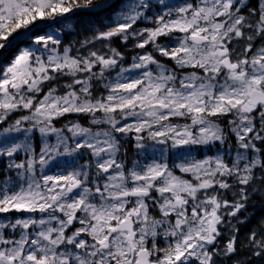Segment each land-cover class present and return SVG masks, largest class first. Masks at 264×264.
<instances>
[{"label": "snow or ice", "instance_id": "1", "mask_svg": "<svg viewBox=\"0 0 264 264\" xmlns=\"http://www.w3.org/2000/svg\"><path fill=\"white\" fill-rule=\"evenodd\" d=\"M158 5L0 0V50L19 52L0 69V131L43 138L39 152L0 142V264L233 261L238 213L264 193V0ZM110 12L111 24L80 49L61 46L56 32L72 18ZM24 42L33 47L20 50ZM70 114L90 126H56ZM124 139L158 147L161 159L126 166ZM194 147L226 152L197 159ZM173 151L180 160L170 164ZM85 152V163L47 174ZM241 247L264 259V221Z\"/></svg>", "mask_w": 264, "mask_h": 264}, {"label": "rangeland", "instance_id": "2", "mask_svg": "<svg viewBox=\"0 0 264 264\" xmlns=\"http://www.w3.org/2000/svg\"><path fill=\"white\" fill-rule=\"evenodd\" d=\"M166 2L168 4L171 5V3L166 0ZM147 23V22H145ZM84 26H91V24L88 22V21H85L83 20V23H82ZM64 28L68 29V27L65 25ZM56 35L59 36V32L57 31L56 32ZM60 38V37H59ZM99 45V42L97 43ZM61 46H63L61 44ZM23 50V49H22ZM75 54V53H74ZM131 59V57H130ZM130 59L128 61H130ZM170 63V62H169ZM102 90V89H101ZM60 91H63V88L60 90ZM43 96V93L41 95V97ZM16 113V116L14 118H17L21 115V113L19 112H14ZM12 113V114H14ZM69 116H76L75 114H70ZM64 117V121L61 123V126H57V127H62L64 123H66L68 120H76V119H73L71 117ZM77 117V116H76ZM84 120L83 121H80L84 126H90L88 123H87V119L85 117H82ZM5 127V126H4ZM28 135V138L26 139V136L25 134L23 133H12L10 135H7L5 136L2 131H0V142H3V141H8L9 143H21V144H29L30 147L35 151V152H39V150L43 147V138L41 137L40 133L38 131H35L33 133H30V134H27ZM70 135V134H69ZM35 137H37V141L35 139ZM51 142H55L54 141V138L53 137H49L48 138ZM233 145H234V142H235V138L233 137ZM133 141V144L135 146V141ZM38 145V146H37ZM136 149V154L138 155V161L142 164L143 162L145 161H148V162H152L153 160H159L161 159V156H160V153H159V148H147L146 150H140V149H137L136 146L134 147ZM191 152V151H190ZM226 152V150H225ZM225 152H220L218 153L217 150H215V155L217 154H225ZM191 154L193 156H195L197 159H202V158H205V157H208L207 155H205L204 153L202 154V157H198L197 154H194L191 152ZM173 156H175V163H178L180 158L179 156L177 155V153L175 151H173L172 153ZM227 155H228V158L231 159L232 156H233V153L231 152H227ZM85 157V160H83ZM27 158L26 156V153L21 151L17 154L16 156V160L17 162H20L21 160H25ZM8 159V158H7ZM164 159L168 160L169 162V159H170V153L166 154ZM89 160V156L85 153H82L81 155L79 156H75V157H62V158H59L57 159L56 161H54V163L58 162L60 163L62 166H67L66 169H62V168H57V166H54V165H50L47 169H46V172L47 174H59L61 171H71L73 167L75 166H78L79 164H83L85 163V161ZM136 163V162H135ZM134 165V164H133ZM132 165V166H133ZM131 166V167H132ZM175 172L177 175H182L180 172H179V169H175ZM263 194L264 193H261V194H258V195H255V196H259V197H263ZM248 211L247 210H242L241 213H238V216L240 217V219L242 217H246V220H248ZM233 219V222L235 223V218H232ZM260 220L259 218L257 219V224H259ZM236 225V224H235ZM228 237V232L227 230H224V235H222L221 237ZM220 237V239H221Z\"/></svg>", "mask_w": 264, "mask_h": 264}, {"label": "trees", "instance_id": "3", "mask_svg": "<svg viewBox=\"0 0 264 264\" xmlns=\"http://www.w3.org/2000/svg\"><path fill=\"white\" fill-rule=\"evenodd\" d=\"M183 0H180V2H182ZM251 6L255 7L257 0H250ZM106 15V14H105ZM81 18H83L82 15H80ZM100 17L95 16L92 26H84L82 24V22H78L73 26V36L69 38V36H65L64 37V43H67V47L71 46L73 49H80L81 48V43L84 42L87 39H91L93 36V33L96 32H100L102 30H104L105 26L100 23ZM98 24V25H97ZM27 44V43H26ZM113 46L120 48L121 50H124L123 47L121 46V42L119 41L118 38L114 39L113 42ZM81 51H83V49H81ZM18 50L14 49L11 51V53L8 55V57L6 58V60L1 64L0 69L4 68L6 64H8L9 62H11V60L13 58H15L17 56ZM67 79V78H65ZM63 83L64 81L62 80L60 82L61 87L63 88ZM73 119H79V121H83L84 119L82 117H76V116H69ZM9 120H11V118H9ZM64 121V118L60 119L59 121L56 122V126H61V123ZM36 140L37 137H36ZM134 144L133 141L130 139H124L122 142V146L120 148V152H119V157H123L124 159V163L126 164V166L131 167L135 162H137L139 159L138 155L136 154V149L134 148ZM85 154H87L85 152ZM88 155V154H87ZM85 160V157H83ZM90 159V157H89ZM7 164H8V159L7 157L4 158H0V173H3L6 168H7ZM59 165V164H56ZM67 167V166H66ZM62 169H65V166L61 167ZM258 199L255 198L254 199V203L253 206H258ZM260 202V209L262 211L263 216H259V219H261L262 221H264V198L259 200ZM253 227L254 229H257L260 225H258L256 223L255 220H252L251 222L247 223L242 229H241V233H243L245 236L248 235L249 232V228ZM244 230V231H243ZM255 260V259H252ZM262 261H252L251 264H264V259H260Z\"/></svg>", "mask_w": 264, "mask_h": 264}, {"label": "water", "instance_id": "4", "mask_svg": "<svg viewBox=\"0 0 264 264\" xmlns=\"http://www.w3.org/2000/svg\"><path fill=\"white\" fill-rule=\"evenodd\" d=\"M10 50H11V49H9L8 51H2V52L0 53V61H1L2 59L5 58V56L8 54V52H9Z\"/></svg>", "mask_w": 264, "mask_h": 264}, {"label": "flooded vegetation", "instance_id": "5", "mask_svg": "<svg viewBox=\"0 0 264 264\" xmlns=\"http://www.w3.org/2000/svg\"><path fill=\"white\" fill-rule=\"evenodd\" d=\"M81 22L83 23V20Z\"/></svg>", "mask_w": 264, "mask_h": 264}]
</instances>
